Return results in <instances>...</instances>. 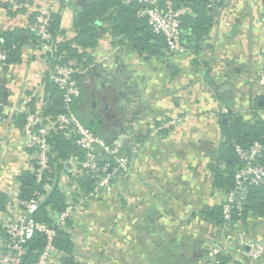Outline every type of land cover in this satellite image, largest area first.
I'll return each instance as SVG.
<instances>
[{
  "label": "crops",
  "instance_id": "0c3cea01",
  "mask_svg": "<svg viewBox=\"0 0 264 264\" xmlns=\"http://www.w3.org/2000/svg\"><path fill=\"white\" fill-rule=\"evenodd\" d=\"M87 1L55 7L59 39L76 36L74 15ZM46 2L0 0V31L30 28ZM214 15L197 55L163 52L146 59L107 29L90 50V62L80 64L83 100L76 115L83 124L115 133L113 141L131 153L118 189L87 202L81 221L72 224L71 237L83 247L86 264H216L210 244L240 229L247 242L264 244V218L223 230L203 213L224 197L210 168L217 161L225 166L218 160L223 108L250 118L252 100L264 95V0H224ZM39 52L34 41L25 44L22 61L8 64L0 80V193L19 190L17 179L26 168L21 93L37 83L36 73L41 82L50 77ZM259 113L264 120V109ZM248 251L237 245L225 253V264H264V254L252 258Z\"/></svg>",
  "mask_w": 264,
  "mask_h": 264
},
{
  "label": "trees",
  "instance_id": "16d2710c",
  "mask_svg": "<svg viewBox=\"0 0 264 264\" xmlns=\"http://www.w3.org/2000/svg\"><path fill=\"white\" fill-rule=\"evenodd\" d=\"M158 1L162 5L170 3L174 8L180 6L189 8L188 13L180 18V45L184 48V52L189 51L197 55L202 40L207 37L211 27L214 25V11L224 4V0ZM144 6V4L136 0H88L75 12L73 21L76 28V36L71 40H57V36L62 33L60 28L61 13L60 11L52 12L49 32L52 36L54 55H47L46 61L49 67L55 63L68 61H72L77 68L80 67V64L84 66L90 62V50L98 44V35L107 29H110L112 35L117 38L120 44L126 45L139 56L146 59L168 52L165 37L155 32L148 24L147 16L143 14ZM33 20L35 22V16ZM33 41L39 46V39L30 28L0 31V49L5 51L8 64L21 62V53L24 45ZM83 59L85 61L82 63L81 60ZM75 77L81 86V95L72 104V109L76 112L78 103L83 100L84 82L79 72L75 73ZM42 84L44 86V94L40 97L41 111L44 119H48L63 112V98L61 91L49 76L44 78ZM262 109H264V95L257 96L252 100L250 118L229 110L223 113L221 117L220 128L223 142L219 149L220 158L218 160L223 161L225 166H219L217 161L212 163L210 168L214 173V187L221 189L224 195L233 189L234 173L242 165L241 160L237 157L235 144H240L243 148H249L254 142H259L262 148L256 160L264 165V120L259 113ZM84 124L96 135L103 137L107 143L111 144L116 137L115 133H108V131L106 133L96 126H90L88 123ZM67 137V130L62 128L50 132V169L45 171L44 180L41 182L36 181L31 172L26 169L23 170L17 179L19 182L17 196L19 199L29 200L38 193L45 195L44 199L38 204L39 208L33 217L36 221L44 222L54 228L56 233L54 245L60 251L70 255L73 252L70 233L54 225V222L46 213V206H51L56 212L61 211L66 206V197L58 188L61 175L64 171L67 172L64 162L70 157H76L78 163L83 159V150L74 143L73 138ZM129 152V147H121L119 155H127L128 157V155H131ZM98 155L99 159L97 162L100 166L107 161L110 162L112 169L116 166L111 155L100 150H98ZM66 166L68 167V164ZM120 173L114 172L112 174V183L116 187L115 190L118 189L120 181L122 183L121 177L124 175ZM68 176L71 180L70 183H73L78 188L79 197H86L94 186V180L86 176H72L71 174ZM48 179L51 181H47ZM45 183H49V190H45ZM102 198L100 196L96 199ZM87 202L89 200H86L85 204ZM8 203L9 195L0 193V211H5ZM203 213L214 223L222 224V205L220 203L211 207L206 206ZM249 217L264 218V191L262 186L250 185L246 188L239 202V208L232 210L231 221H240L245 227ZM68 225H71L70 222H68ZM44 245V234L36 232L27 242L28 255L25 260H36L37 251L41 250ZM226 260L225 254H220L217 256L216 264H225ZM64 261L68 263L67 258Z\"/></svg>",
  "mask_w": 264,
  "mask_h": 264
},
{
  "label": "built area",
  "instance_id": "2783aa9c",
  "mask_svg": "<svg viewBox=\"0 0 264 264\" xmlns=\"http://www.w3.org/2000/svg\"><path fill=\"white\" fill-rule=\"evenodd\" d=\"M136 1L145 5L143 14L147 16L148 24L152 29L165 37L168 52H184V48L180 45V18L188 13L189 8L186 6L174 8L170 3L162 5L158 0ZM64 2L65 0H47L44 6L36 9L35 22L30 26L32 32L39 39V54L45 60H47V55H54L52 36L49 32L51 15L55 7ZM262 19L264 20V16ZM57 40L61 39L57 37ZM7 66V55L4 50L0 49V80ZM79 68L75 67L72 61L55 63L50 67V78L61 91L64 109L63 112L51 118L44 119L42 116V104L39 99L43 84L40 80V73L35 74L37 83L25 88L21 93V112L24 115L21 133L24 145L29 151L25 169L34 175L36 181H43L45 171L50 169L49 134L51 131L59 128L67 130V138H73L74 143L84 152L83 159L79 163L76 161V157H70L64 162L67 172L64 171L61 175L58 188L66 197V206L59 212H56L51 206H46V213L54 222L53 224L67 230L70 236H72V224L81 221L79 215L85 209L86 200L90 201L100 196L111 195L116 189L112 183V174L121 172L120 174L125 176L129 171V158L127 155H119L121 145L115 140L111 144L107 143L103 137L96 135L82 123L72 109L73 102L81 95V86L75 77ZM259 85L264 94V75L260 77ZM28 90L29 92H26ZM227 111L228 108H223V112ZM234 146L242 165L234 173L233 189L226 193L220 202L223 221L219 226L223 230H230L231 225L235 223L231 221V216L232 210L239 208L240 201L235 199L237 192L241 194L242 198L243 192L250 185L262 186L264 191V165L256 160L262 145L256 141L249 148H243L240 144ZM98 150L113 157L116 165L113 169L108 161L101 166L98 164ZM67 164L69 168L66 166ZM69 174L86 176L94 180V186L86 197H79V190L73 183H70ZM124 176L121 179H124ZM44 188L49 190V183H45ZM17 194L18 190H15L14 194H8V206L5 211L0 213V264H65V258H74L76 262L86 264L83 259V247L77 239L70 237L73 252L70 255L66 254L54 245L56 234L54 228L34 219L33 216L39 208L38 204L45 195L38 193L32 199L22 200L18 198ZM13 204L15 206H12ZM68 222H70V226ZM36 232L44 234L45 245L37 251L36 260H25L28 255L27 242ZM244 236L243 229H240L237 234H229L224 239L214 240L208 249L211 261L217 262L218 255L230 252L237 245H247L249 256L252 258L262 256L264 244L258 241L247 242Z\"/></svg>",
  "mask_w": 264,
  "mask_h": 264
},
{
  "label": "water",
  "instance_id": "95a60500",
  "mask_svg": "<svg viewBox=\"0 0 264 264\" xmlns=\"http://www.w3.org/2000/svg\"><path fill=\"white\" fill-rule=\"evenodd\" d=\"M79 1V4H82V2H84L85 0H78ZM235 199L237 200V201H240V199H241V194L239 193V192H237L236 194H235Z\"/></svg>",
  "mask_w": 264,
  "mask_h": 264
}]
</instances>
